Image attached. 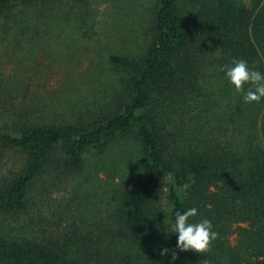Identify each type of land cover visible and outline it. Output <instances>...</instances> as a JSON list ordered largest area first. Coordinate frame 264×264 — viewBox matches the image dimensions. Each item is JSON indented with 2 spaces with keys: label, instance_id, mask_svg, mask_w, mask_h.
Instances as JSON below:
<instances>
[{
  "label": "trees",
  "instance_id": "trees-1",
  "mask_svg": "<svg viewBox=\"0 0 264 264\" xmlns=\"http://www.w3.org/2000/svg\"><path fill=\"white\" fill-rule=\"evenodd\" d=\"M101 4L136 25L47 98L37 52ZM234 58L264 73V0H0V264H264V98ZM193 207L207 253L176 248Z\"/></svg>",
  "mask_w": 264,
  "mask_h": 264
},
{
  "label": "rangeland",
  "instance_id": "rangeland-1",
  "mask_svg": "<svg viewBox=\"0 0 264 264\" xmlns=\"http://www.w3.org/2000/svg\"><path fill=\"white\" fill-rule=\"evenodd\" d=\"M100 7L97 16H94L92 28L95 29L87 24L79 27L68 25L65 28L67 37L65 41L57 42L61 38L57 36L46 37L48 49H53V56L47 55L42 49L37 52L38 68L43 75L40 83L47 98L56 93L57 87L66 77V72L84 74V71L89 72L88 68L100 71L106 51L120 49L118 41L124 37L123 34L128 28L137 23L135 16H128L122 11L117 15L110 14V11L104 8L105 4H101ZM59 28L56 29L57 32H61ZM84 76L87 77L85 74ZM71 83L74 84V81L71 80ZM75 85L80 89L88 86L84 80L75 81ZM40 100L49 102L48 99Z\"/></svg>",
  "mask_w": 264,
  "mask_h": 264
},
{
  "label": "clouds",
  "instance_id": "clouds-1",
  "mask_svg": "<svg viewBox=\"0 0 264 264\" xmlns=\"http://www.w3.org/2000/svg\"><path fill=\"white\" fill-rule=\"evenodd\" d=\"M225 76L234 87L235 92L241 93L245 103H259L264 98V73L250 68L244 59L234 58L230 65L224 66ZM245 85H249L245 89ZM198 214L195 207L184 212L175 213V222L172 232L178 234L176 248L180 251H195L207 253L211 249L212 241L218 238V233L213 231L210 220L203 219L192 222L190 218ZM170 250L165 247L160 255H166ZM177 258V253L172 250V259Z\"/></svg>",
  "mask_w": 264,
  "mask_h": 264
}]
</instances>
